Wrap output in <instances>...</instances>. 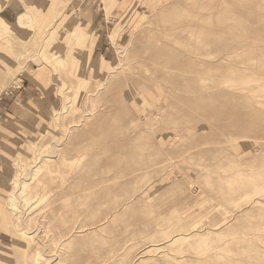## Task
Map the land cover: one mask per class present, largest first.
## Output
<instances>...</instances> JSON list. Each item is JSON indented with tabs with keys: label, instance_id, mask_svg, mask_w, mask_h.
Wrapping results in <instances>:
<instances>
[{
	"label": "rangeland",
	"instance_id": "obj_1",
	"mask_svg": "<svg viewBox=\"0 0 264 264\" xmlns=\"http://www.w3.org/2000/svg\"><path fill=\"white\" fill-rule=\"evenodd\" d=\"M97 1L98 41L73 0L49 21L0 0V88L40 90L0 149V264H264V0ZM170 47L195 55L180 77L147 57Z\"/></svg>",
	"mask_w": 264,
	"mask_h": 264
},
{
	"label": "crops",
	"instance_id": "obj_2",
	"mask_svg": "<svg viewBox=\"0 0 264 264\" xmlns=\"http://www.w3.org/2000/svg\"><path fill=\"white\" fill-rule=\"evenodd\" d=\"M4 7L9 9H16L19 13L18 15L24 16L31 12H36L38 10L43 11L47 8L50 0H27L28 5L32 7L33 10H21V5L18 0H6ZM72 8L67 11L65 22L79 20L86 25L87 33L92 36L94 40L98 41L101 34L105 33L109 27V18L107 13L101 9L100 6H96L97 0H83L82 3L73 0ZM58 0H51L48 9L45 13H40L42 19L49 21L56 14ZM36 10V11H35ZM116 13V10H111L109 15L112 16ZM61 25H57L60 28ZM113 32H115V39L120 35V29L116 27ZM112 32V33H113ZM111 33V34H112ZM66 38L71 42H76L84 44L86 42V36L79 25H76L69 30ZM97 38V39H96ZM95 49L102 58H106L108 52H110L109 45L107 42L96 45ZM17 64V63H13ZM18 82V83H16ZM6 86L3 85L0 88V92ZM40 97V90L36 85H32L23 76H18L17 80L9 84L7 89L0 95V149L9 146L12 141H14L16 134L20 130L19 123L25 119V116L29 113L27 108L30 105H35L38 103V98ZM29 115V114H28ZM34 143H29L26 146V150L29 146Z\"/></svg>",
	"mask_w": 264,
	"mask_h": 264
},
{
	"label": "bare ground",
	"instance_id": "obj_3",
	"mask_svg": "<svg viewBox=\"0 0 264 264\" xmlns=\"http://www.w3.org/2000/svg\"><path fill=\"white\" fill-rule=\"evenodd\" d=\"M200 3V2H199ZM199 3L198 4H195V6L197 7V5L199 6ZM183 5H185L184 3H183ZM167 6V5H166ZM172 6V5H171ZM186 6V5H185ZM190 7V6H189ZM209 8H210V6H209ZM197 9V8H196ZM188 17L187 18H185V17H180V18H178V16L177 15H174V16H170V21H169V19H168V23L167 24H165L166 26H164L165 27V30L161 33V35H159V36H161V38H162V36H164V38L166 39V38H171V39H176L177 37H179V35L177 34V32L179 33V32H181V31H190L191 29H194L193 27H194V25H195V23H196V20L197 19H200V17H202V15H203V13H201L200 11L198 12V11H196V10H191V9H189L188 11ZM204 17V16H203ZM215 17V16H214ZM167 19V18H166ZM194 19V20H193ZM212 19H214L215 20V18H212ZM167 21V20H166ZM153 22V21H152ZM198 22V21H197ZM162 23V22H161ZM165 23V22H164ZM218 23V22H217ZM220 23V22H219ZM162 25V24H161ZM163 27V26H162ZM160 28V27H159ZM163 29V28H162ZM200 30V29H199ZM192 31V30H191ZM246 31V30H245ZM159 32V31H158ZM193 33V32H192ZM197 33V32H196ZM180 34V33H179ZM170 35H173L174 37L172 38ZM193 37V36H192ZM194 38V37H193ZM212 37L210 36V37H207V38H204V39H201L200 41H203V40H206V39H211ZM189 39V38H188ZM154 42V41H153ZM204 42V41H203ZM192 44H193V42H192ZM195 44V43H194ZM204 44V43H203ZM221 44V43H220ZM197 45V44H196ZM210 44H208V46H209ZM214 45V44H213ZM216 45V44H215ZM199 46V45H198ZM220 45H218L217 47H219ZM210 47V46H209ZM216 47V46H215ZM171 49L169 50V51H166V52H164L163 50H152V51H150L148 54H147V57H149L150 59H155L157 62H158V60L157 59H159V57H160V59L162 60V58H161V56H164V55H166V56H164V58L166 57V58H168V59H166L165 58V60H164V64H163V68H164V70L167 72V71H169V73H171L172 71V73L171 74H173L174 75V77H180V76H182V73H180L181 72V69H182V65H185V63H186V65L188 64H191L192 63V61H193V59L195 58V57H193V56H195V55H193L192 57H191V59H186V58H181V57H177V52L178 51H180L179 50V48H176V47H170ZM212 48V47H211ZM220 49V48H219ZM213 50V49H212ZM147 51V50H146ZM145 53H147V52H145ZM186 53V52H185ZM198 55V54H197ZM144 55H143V59H144ZM146 58V57H145ZM163 58V59H164ZM198 58H199V56H198ZM197 59V58H196ZM212 60V59H211ZM155 61V62H156ZM214 61V60H213ZM263 61V60H262ZM264 63V62H263ZM122 64V63H121ZM174 65V66H173ZM133 67V66H132ZM114 68H116V67H114ZM155 68H156V66H155ZM174 68V69H173ZM157 69V68H156ZM112 71V70H111ZM171 71V72H170ZM158 73H159V71H157V75H158ZM169 73H167V75L169 76ZM170 74V75H171ZM160 75H162L163 76V74H161L160 73ZM166 75V74H165ZM166 75V76H167ZM159 76V75H158ZM168 76L165 78V80H167V78H168ZM131 79V78H130ZM110 81V80H109ZM233 81V80H232ZM245 82H246V80H245ZM206 83V82H205ZM169 84V83H168ZM170 86H172L171 84H170ZM181 86V85H180ZM180 86L178 87V88H180ZM141 87V86H140ZM173 87H175L174 85H173ZM184 87H185V84L183 85V87L181 88V89H184ZM186 87H187V85H186ZM185 87V88H186ZM195 87V86H194ZM190 88H191V86H190ZM189 87H188V89H190ZM187 89V88H186ZM195 89V88H194ZM197 89V88H196ZM200 89H202V88H200ZM192 90V89H191ZM187 91V90H186ZM253 92V91H252ZM213 94V93H212ZM261 96V95H260ZM259 96V97H260ZM228 101V100H227ZM84 123V122H83ZM241 127V126H240ZM57 155V154H56ZM37 162V161H36ZM17 180V179H16ZM18 181V180H17ZM20 181V180H19ZM21 182V181H20ZM21 185V184H20ZM21 187V186H20ZM27 187V186H26ZM21 189V188H20ZM23 189V188H22ZM25 192V191H24ZM41 192V191H40ZM16 193V192H15ZM17 196V195H16ZM30 198V197H29ZM254 199V198H253ZM9 205V204H8ZM19 206V205H18ZM26 210V209H25ZM110 214V213H109ZM106 216V215H105ZM235 216H237V215H235ZM66 217V216H65ZM231 219V218H230ZM108 220V219H107ZM74 223V222H73ZM68 225V224H67ZM70 225H72V224H70ZM221 225V224H220ZM219 225V226H220ZM64 226V225H63ZM64 228V227H63ZM257 228V227H256ZM43 229V228H42ZM25 230V229H24ZM44 230V229H43ZM69 229H67V231H68ZM83 231V230H82ZM21 232V231H20ZM25 232H27V231H25ZM30 232V231H29ZM72 232H74V230L72 231ZM32 233V232H31ZM29 234V233H28ZM34 234V233H33ZM33 234H32V236H33ZM46 234V233H45ZM60 236V235H59ZM68 236V235H67ZM33 238V237H32ZM34 238H35V235H34ZM33 238V239H34ZM27 241V240H26ZM36 241V240H35ZM37 242V241H36ZM36 244H38V243H36ZM63 247V246H62ZM65 249V248H64ZM63 250V249H62ZM44 251V250H43ZM42 251V252H43ZM66 251V250H65ZM59 252V251H58ZM44 253V252H43ZM58 255V254H57ZM139 257V256H138ZM37 258V257H36ZM138 259V258H137ZM58 261H59V259H57ZM36 261V260H35ZM34 264H37L36 262L34 263ZM54 264V263H53Z\"/></svg>",
	"mask_w": 264,
	"mask_h": 264
}]
</instances>
